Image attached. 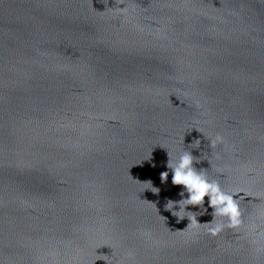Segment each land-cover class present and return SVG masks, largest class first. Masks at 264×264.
<instances>
[{"label": "water", "instance_id": "1", "mask_svg": "<svg viewBox=\"0 0 264 264\" xmlns=\"http://www.w3.org/2000/svg\"><path fill=\"white\" fill-rule=\"evenodd\" d=\"M185 150L216 235L165 210ZM93 261L264 264V0H0V264Z\"/></svg>", "mask_w": 264, "mask_h": 264}, {"label": "clouds", "instance_id": "2", "mask_svg": "<svg viewBox=\"0 0 264 264\" xmlns=\"http://www.w3.org/2000/svg\"><path fill=\"white\" fill-rule=\"evenodd\" d=\"M222 140L221 137H217V141ZM197 147L200 145V140L195 139ZM193 143V142H192ZM215 144V142H213ZM169 159L167 161V168L172 173L171 183L173 185L183 186L179 193L181 199L179 200H167L165 204V210L170 211L171 214L176 217L177 222L182 221L185 217L188 218L191 225L194 228H199L202 224H208V232L212 235H216L222 230V225L215 224L213 221L215 217H228L232 223L237 222V217L239 216V208L235 202L232 195L226 194L220 187L218 183L210 182L203 172L198 171L193 166L194 156L191 151L185 150L180 153L175 160H172L168 153ZM151 159V154L148 160ZM153 166H155L153 164ZM169 177V171H163L160 173L161 183H166ZM146 183L150 184V187L145 188V190H150L154 194H159L160 189L153 186L152 181L148 180ZM187 193V196H185ZM209 197L208 206L213 208L211 215L213 219L208 223H200L197 219L198 216H202L207 213V208L204 207V198ZM200 206V210L193 212L186 210L187 206ZM178 206V207H177ZM201 208L204 209L201 212ZM199 213V215H197ZM98 259H104L102 256H98ZM95 261V260H94ZM93 261V264H94ZM108 264V262H107Z\"/></svg>", "mask_w": 264, "mask_h": 264}]
</instances>
